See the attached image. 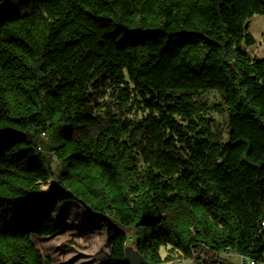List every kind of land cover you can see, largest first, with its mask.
Returning a JSON list of instances; mask_svg holds the SVG:
<instances>
[{"label": "trees", "instance_id": "16d2710c", "mask_svg": "<svg viewBox=\"0 0 264 264\" xmlns=\"http://www.w3.org/2000/svg\"><path fill=\"white\" fill-rule=\"evenodd\" d=\"M254 14L264 0H0V264H53L32 241L59 230L40 202L107 226L101 264H128V245L149 264L174 259L162 247L264 264Z\"/></svg>", "mask_w": 264, "mask_h": 264}, {"label": "rangeland", "instance_id": "374dc122", "mask_svg": "<svg viewBox=\"0 0 264 264\" xmlns=\"http://www.w3.org/2000/svg\"><path fill=\"white\" fill-rule=\"evenodd\" d=\"M248 32L256 39L254 45L242 48L252 57L264 58V16L254 14L249 21ZM201 54H197V58ZM203 100L213 106L221 99L218 92L210 91L201 95ZM207 117L215 129L221 130L225 135L227 132V115L218 113L212 108ZM57 162L54 161V165ZM45 188L54 186L55 183L49 179ZM37 212H48L59 225V230L51 236H32V241L41 251L45 258H49L53 264H101L98 255L110 253L112 242L108 236L107 226L90 216L84 207L76 202H40L34 205ZM163 258L173 256L174 259L165 261L162 264H174L178 262H191L189 258L183 257L180 253L170 252L169 247L161 248ZM227 262L236 263V257L226 255Z\"/></svg>", "mask_w": 264, "mask_h": 264}, {"label": "water", "instance_id": "95a60500", "mask_svg": "<svg viewBox=\"0 0 264 264\" xmlns=\"http://www.w3.org/2000/svg\"><path fill=\"white\" fill-rule=\"evenodd\" d=\"M125 259L128 264H149L147 259L132 245L125 248ZM174 264H194L193 262H178Z\"/></svg>", "mask_w": 264, "mask_h": 264}, {"label": "built area", "instance_id": "2783aa9c", "mask_svg": "<svg viewBox=\"0 0 264 264\" xmlns=\"http://www.w3.org/2000/svg\"><path fill=\"white\" fill-rule=\"evenodd\" d=\"M227 255L235 256L236 259H237L236 263H232L230 261V262H227V264H261V263H259L258 261L254 260L252 258H249L247 256L238 254L236 252H229V253H227Z\"/></svg>", "mask_w": 264, "mask_h": 264}]
</instances>
